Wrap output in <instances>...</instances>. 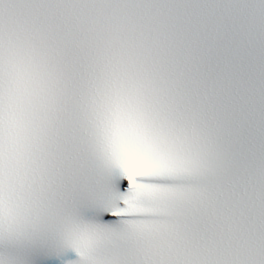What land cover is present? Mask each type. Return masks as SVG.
<instances>
[{
	"label": "snow or ice",
	"instance_id": "obj_1",
	"mask_svg": "<svg viewBox=\"0 0 264 264\" xmlns=\"http://www.w3.org/2000/svg\"><path fill=\"white\" fill-rule=\"evenodd\" d=\"M0 264H264V0H0Z\"/></svg>",
	"mask_w": 264,
	"mask_h": 264
}]
</instances>
